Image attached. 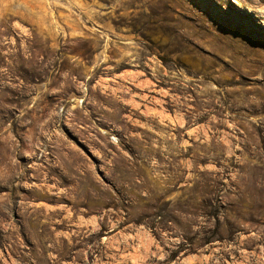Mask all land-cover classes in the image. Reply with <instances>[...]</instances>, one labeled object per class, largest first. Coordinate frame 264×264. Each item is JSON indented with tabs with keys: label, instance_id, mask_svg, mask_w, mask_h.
Masks as SVG:
<instances>
[{
	"label": "rangeland",
	"instance_id": "1",
	"mask_svg": "<svg viewBox=\"0 0 264 264\" xmlns=\"http://www.w3.org/2000/svg\"><path fill=\"white\" fill-rule=\"evenodd\" d=\"M0 264H264V0H0Z\"/></svg>",
	"mask_w": 264,
	"mask_h": 264
}]
</instances>
